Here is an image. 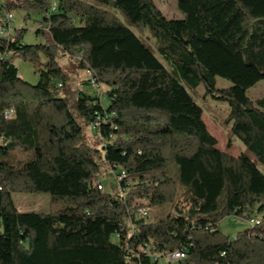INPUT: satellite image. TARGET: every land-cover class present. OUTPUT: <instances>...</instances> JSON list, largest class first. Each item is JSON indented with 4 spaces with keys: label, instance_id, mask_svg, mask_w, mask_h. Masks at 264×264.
Masks as SVG:
<instances>
[{
    "label": "trees",
    "instance_id": "16d2710c",
    "mask_svg": "<svg viewBox=\"0 0 264 264\" xmlns=\"http://www.w3.org/2000/svg\"><path fill=\"white\" fill-rule=\"evenodd\" d=\"M55 3L0 0V25L20 10L44 37L25 43L14 27L0 38V264H264V96L247 94L264 79V0H176L171 18L154 0ZM62 55L92 70L106 104L69 85ZM200 84L228 104L227 147L239 140L262 168L217 147L192 94ZM118 169L126 179L98 188ZM14 192L48 193L55 210L19 211ZM143 199L168 209L149 221ZM225 216L261 221L230 237Z\"/></svg>",
    "mask_w": 264,
    "mask_h": 264
},
{
    "label": "rangeland",
    "instance_id": "374dc122",
    "mask_svg": "<svg viewBox=\"0 0 264 264\" xmlns=\"http://www.w3.org/2000/svg\"><path fill=\"white\" fill-rule=\"evenodd\" d=\"M55 1L56 0H51V3ZM154 3L167 18L181 16L180 12H178L176 8V0H154ZM36 24L37 23L33 19H28L26 20V22H24L22 11L16 10L14 12V18L12 20L13 28H26V32L23 36V41L25 43H39L44 40V37L42 35H37L34 33V29L37 26ZM59 63L68 74V83L71 87H78L82 85L84 80L87 78V75L84 71L77 68L73 59H71L69 56L62 55L59 58ZM14 64L17 66L22 79L30 83H35L37 81L38 75L34 72V69L30 62L16 57L14 59ZM230 84L231 83L229 80L216 76L217 87H227ZM81 87L87 92H92V87L88 84H84ZM101 90L103 92L102 102L103 104H106L107 99L104 97L106 86L102 84ZM192 94L203 107L204 111L202 118L206 124L208 131L216 138L217 147L219 149L229 148L227 147V138L230 135V127L229 124L225 122V118L229 110L227 102L206 95L203 84H200L198 87H196L192 91ZM247 94L251 98L264 96V79L258 81L255 88H249ZM84 132L88 138L87 141H89L90 143H94L93 137L91 135V129L89 127H86L84 129ZM231 148L232 150H245L244 145L239 140H236L235 143H232ZM245 152L252 160L255 161V157L251 152H249L248 150H245ZM256 164L260 168H262V165L259 162H256ZM168 168L170 170V174L175 177L177 174L176 165L173 162H170L168 164ZM101 182L103 189L110 190V185L114 183L111 171H108L105 176L101 177ZM12 198L16 208L19 211L47 213L49 211L55 210V206L52 205L50 201L49 194L45 192H14L12 193ZM148 209L149 214L147 216V219L149 221H155L167 211L168 206L167 204L154 205L153 207H151V209ZM246 225L250 226V224H247L246 222H243L241 220L238 221V219L234 216H225L220 222V230L224 234L232 237L238 230H241ZM112 239L115 240L116 237L113 236ZM166 261L167 259L164 258L160 261V263L163 264Z\"/></svg>",
    "mask_w": 264,
    "mask_h": 264
},
{
    "label": "built area",
    "instance_id": "2783aa9c",
    "mask_svg": "<svg viewBox=\"0 0 264 264\" xmlns=\"http://www.w3.org/2000/svg\"><path fill=\"white\" fill-rule=\"evenodd\" d=\"M55 8H56V3L52 2L51 3V10H55ZM13 17H14V15H13L12 12L6 13L4 21L0 25V38H7L8 35L11 33L12 28H13V26H12ZM2 54L7 55L8 53L0 52V56H2ZM85 74L87 75V79L89 80L90 86L97 92L98 95L102 96L103 95V92L101 90L102 84L99 83L97 81V79L94 77L92 70L86 69L85 70ZM61 85H62L61 83L57 84L58 87H60ZM4 115H5L6 118H10L13 115L12 109H7L4 112ZM97 126H98L97 123L93 124V125L90 126V129L91 130H95V129H97ZM111 173H112L113 180L115 182H117V183H119V182L123 181L124 179H126V172H125L124 169H118L117 171H114V172L112 171ZM101 185H102V182L99 181L98 185H97L98 188H101L102 187ZM141 205H149L148 199H143L142 202H141ZM141 205L138 207L137 213H138L139 216L145 217L149 213L141 212ZM150 209H151V206H150ZM260 221H261V218L259 216H253L252 218H250L249 220H247L245 222L247 224H252V223H260ZM151 254L155 258H159L160 257V255L157 252H155V251H153ZM184 257H185V251L182 250V249L181 250H175L174 252H172V253L167 255V258L169 260L182 259Z\"/></svg>",
    "mask_w": 264,
    "mask_h": 264
},
{
    "label": "crops",
    "instance_id": "0c3cea01",
    "mask_svg": "<svg viewBox=\"0 0 264 264\" xmlns=\"http://www.w3.org/2000/svg\"><path fill=\"white\" fill-rule=\"evenodd\" d=\"M20 75V74H19ZM257 84V83H256ZM256 84L255 85H253L252 87H250V88H255V86H256ZM83 85V84H82ZM248 91V90H247ZM259 97H262V96H259ZM259 97H255V98H259ZM255 98H252V99H255ZM236 142V140H234L232 143H235ZM232 145V144H231ZM231 145L229 146V148H223V149H221V150H223V151H226V152H228L229 154H231V155H234V156H236V155H238L240 152H242L243 150L242 149H239V150H232V148H231ZM234 151V152H233ZM239 221V220H238Z\"/></svg>",
    "mask_w": 264,
    "mask_h": 264
},
{
    "label": "bare ground",
    "instance_id": "6f19581e",
    "mask_svg": "<svg viewBox=\"0 0 264 264\" xmlns=\"http://www.w3.org/2000/svg\"><path fill=\"white\" fill-rule=\"evenodd\" d=\"M250 225H253V223H252V224H250Z\"/></svg>",
    "mask_w": 264,
    "mask_h": 264
}]
</instances>
